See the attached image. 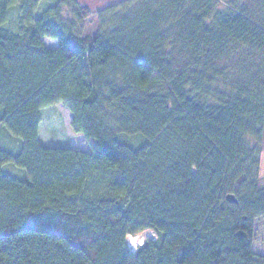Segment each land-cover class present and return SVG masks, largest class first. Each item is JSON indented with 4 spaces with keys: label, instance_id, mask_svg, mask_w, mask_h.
I'll list each match as a JSON object with an SVG mask.
<instances>
[{
    "label": "trees",
    "instance_id": "1",
    "mask_svg": "<svg viewBox=\"0 0 264 264\" xmlns=\"http://www.w3.org/2000/svg\"><path fill=\"white\" fill-rule=\"evenodd\" d=\"M38 1L0 0V264H264V0H124L93 32L57 0L5 27ZM59 103L96 147L41 144Z\"/></svg>",
    "mask_w": 264,
    "mask_h": 264
},
{
    "label": "rangeland",
    "instance_id": "2",
    "mask_svg": "<svg viewBox=\"0 0 264 264\" xmlns=\"http://www.w3.org/2000/svg\"><path fill=\"white\" fill-rule=\"evenodd\" d=\"M56 1L57 0H40L34 6L27 3L26 6L28 8L26 11L20 9L18 4L10 7L5 27L12 31H17L19 28L24 27L25 19H28L29 17L31 19L38 17V14L41 11L49 7V5L54 4ZM120 1L124 0H77L79 5L85 6L89 9L93 17V24L85 25L86 29L93 32L97 28L94 14L102 10L103 7L113 6V4ZM44 44L47 48H55L58 45L56 40L47 38H44ZM40 114L41 121L39 123L38 136L43 146L52 148L60 147L65 149L78 148L83 151H88V149L92 147L91 144L96 147L95 141L91 140L90 144L84 139L82 134L73 132L70 124L72 114L62 104L59 103L51 107H45L40 111ZM3 134L7 135V132L5 130L0 132V141L7 143L10 139L8 135L5 136V138L2 137ZM260 158L261 163L259 169L261 175L264 176V150ZM147 239L156 240V236L151 230H145L135 236L126 237L129 248L134 250L142 245ZM253 251L257 254L264 255V243L254 247Z\"/></svg>",
    "mask_w": 264,
    "mask_h": 264
},
{
    "label": "water",
    "instance_id": "3",
    "mask_svg": "<svg viewBox=\"0 0 264 264\" xmlns=\"http://www.w3.org/2000/svg\"><path fill=\"white\" fill-rule=\"evenodd\" d=\"M226 200H227V202H232V203H236V200H235V198H234V196L232 195V194H230V195H227L226 196Z\"/></svg>",
    "mask_w": 264,
    "mask_h": 264
},
{
    "label": "built area",
    "instance_id": "4",
    "mask_svg": "<svg viewBox=\"0 0 264 264\" xmlns=\"http://www.w3.org/2000/svg\"><path fill=\"white\" fill-rule=\"evenodd\" d=\"M131 250L134 252L135 250L131 248Z\"/></svg>",
    "mask_w": 264,
    "mask_h": 264
},
{
    "label": "bare ground",
    "instance_id": "5",
    "mask_svg": "<svg viewBox=\"0 0 264 264\" xmlns=\"http://www.w3.org/2000/svg\"><path fill=\"white\" fill-rule=\"evenodd\" d=\"M134 240V239H133ZM138 243V242H137Z\"/></svg>",
    "mask_w": 264,
    "mask_h": 264
},
{
    "label": "crops",
    "instance_id": "6",
    "mask_svg": "<svg viewBox=\"0 0 264 264\" xmlns=\"http://www.w3.org/2000/svg\"><path fill=\"white\" fill-rule=\"evenodd\" d=\"M77 133V132H76ZM80 134V133H79Z\"/></svg>",
    "mask_w": 264,
    "mask_h": 264
}]
</instances>
